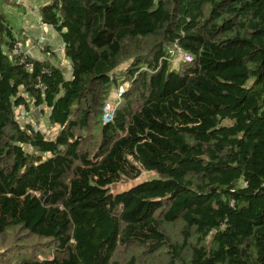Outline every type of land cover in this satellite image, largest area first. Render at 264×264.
Segmentation results:
<instances>
[{"label":"trees","instance_id":"1","mask_svg":"<svg viewBox=\"0 0 264 264\" xmlns=\"http://www.w3.org/2000/svg\"><path fill=\"white\" fill-rule=\"evenodd\" d=\"M6 3L0 264H264V0H47L69 74L11 54L33 31ZM143 171L157 176L112 191Z\"/></svg>","mask_w":264,"mask_h":264},{"label":"rangeland","instance_id":"2","mask_svg":"<svg viewBox=\"0 0 264 264\" xmlns=\"http://www.w3.org/2000/svg\"><path fill=\"white\" fill-rule=\"evenodd\" d=\"M42 3H44V0H7V3H6L7 5H5V8L8 9V11L14 17V23L17 27H20L21 25H23L26 29L33 30V26L39 25V21H38V17H37L38 16L37 7ZM18 6H22V7H19L20 9L18 10ZM22 9H26L28 14L22 15V13H23ZM41 25H43V24H41ZM37 37H43L45 39L44 43H46V36L45 35L44 36L39 35V36H36V38ZM31 40L32 39L30 37L27 38L25 44L27 45L29 42H31ZM181 56H182V58H184L183 54L178 55L176 57V59H174V61H172V62L178 63L179 62L178 58H181ZM60 60H61L60 61L61 67L63 68L65 73L69 74L70 64L67 62V59L62 57ZM128 62L129 61H125L121 67L125 68V66L128 64ZM122 89L124 90V85L111 87L109 97L107 98L106 103H105V107L107 106V107H110V109H112L113 106L116 105V103H117L116 100L118 98L120 99V97H121L119 94H120V91ZM40 109L41 108L28 111V114L26 115L24 113L26 111V109L24 108V106H21L20 109H17V116H18L20 121H22L24 123H25V121H31L33 123V125L37 126L43 132L47 133L48 136L53 137L58 132L59 126L49 125L46 122V115H45L47 110H44V113H42ZM23 110H24V112H23ZM85 135L88 138L91 134L86 133ZM86 143L89 144V140ZM156 176L157 175L155 172L143 171L141 176L138 177L137 179L123 180L121 182H117L111 186V189H112V191H114L116 193V192L122 191L124 189H127L130 186H132L133 184H136L142 180H145L148 178L151 179V178L156 177ZM18 234H22V233L20 232ZM10 241H11V239L9 237L4 239L3 241L0 240V245L3 242L9 243ZM23 243H24L23 245H26L28 247L33 246L37 249H40V247H41L42 250L46 249L45 245H47V243L46 244H45V242L43 243L42 239L37 238V237H29V239L26 238V240ZM49 244L50 243H48V245ZM4 248H5V246H4ZM6 253H7L6 251L0 250V256L2 255L4 258L8 259V255L6 256ZM10 256H13V255L11 254ZM120 257H123V255H120ZM4 258H0V260L2 261Z\"/></svg>","mask_w":264,"mask_h":264},{"label":"crops","instance_id":"3","mask_svg":"<svg viewBox=\"0 0 264 264\" xmlns=\"http://www.w3.org/2000/svg\"><path fill=\"white\" fill-rule=\"evenodd\" d=\"M47 0H44V2H46ZM38 17V21H39V15ZM43 23H41L39 21V25L38 26H33V32H32V36H29L32 40L31 42H29L28 44V48L31 51L32 56H34L35 58H39V59H48L51 60L52 62H56L58 60V62L60 63V59L63 57L62 54L60 53V51L62 50V39L59 35V33H57L51 26H47L45 24L41 25ZM39 35H45L46 36V44H49L51 46L50 49H46V51H43L42 48L43 47H39L33 44V39L36 38V36ZM57 39V40H56ZM53 54H55L57 57L55 58L53 56ZM67 62L69 63V61L67 60ZM70 67V66H69ZM24 111V110H23ZM26 115L28 113L24 112Z\"/></svg>","mask_w":264,"mask_h":264},{"label":"built area","instance_id":"4","mask_svg":"<svg viewBox=\"0 0 264 264\" xmlns=\"http://www.w3.org/2000/svg\"><path fill=\"white\" fill-rule=\"evenodd\" d=\"M44 41H45V39L43 37H37L32 42L36 46H42L44 44ZM28 44L27 45H24L21 40H18L13 45L11 54H14V56H21L20 61H19L21 64L24 63V60L26 59L27 55L28 56L29 55H32L30 49L28 48ZM183 56H184L185 59L191 60L190 55H188L186 53H183ZM32 57H34V56H32ZM26 67H27V69L28 68L31 69L32 68V65L31 64H27ZM45 71H48V70H45ZM122 91H123V89L120 91V94H119L120 96L122 94L121 93ZM104 110H105L104 119L105 120L112 119V114H113V111H114V106H113L112 109H110V107H107L106 106Z\"/></svg>","mask_w":264,"mask_h":264}]
</instances>
